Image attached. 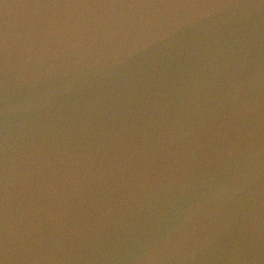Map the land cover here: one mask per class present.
<instances>
[{
    "label": "water",
    "instance_id": "95a60500",
    "mask_svg": "<svg viewBox=\"0 0 264 264\" xmlns=\"http://www.w3.org/2000/svg\"><path fill=\"white\" fill-rule=\"evenodd\" d=\"M0 264H264V0H0Z\"/></svg>",
    "mask_w": 264,
    "mask_h": 264
}]
</instances>
